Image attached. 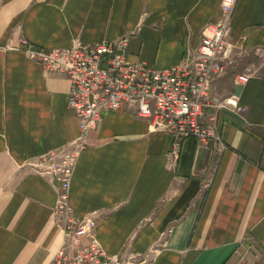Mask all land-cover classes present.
Masks as SVG:
<instances>
[{"label": "crops", "instance_id": "1", "mask_svg": "<svg viewBox=\"0 0 264 264\" xmlns=\"http://www.w3.org/2000/svg\"><path fill=\"white\" fill-rule=\"evenodd\" d=\"M222 1L0 0V264H49L64 245L60 182L29 164L80 135L68 77L22 41L49 50L125 38L129 62L168 70L199 47ZM232 37L233 66L212 91L223 103L204 117L225 150L191 137L174 154L170 135L124 108L88 134L69 203L97 219L122 264H264V0H238Z\"/></svg>", "mask_w": 264, "mask_h": 264}, {"label": "built area", "instance_id": "2", "mask_svg": "<svg viewBox=\"0 0 264 264\" xmlns=\"http://www.w3.org/2000/svg\"><path fill=\"white\" fill-rule=\"evenodd\" d=\"M237 2L223 0L217 19L204 26L199 47L188 50L184 60L168 70L129 62L125 38L93 44L75 41L69 48L49 50L22 41L28 57L45 71L68 77V107L75 112L80 129L79 137L67 147L38 156L29 164L38 174L60 182L55 215L65 243L49 264H122L118 255L108 254L99 242L97 219L77 218L69 203L86 139L104 113L130 110L149 123L151 132L170 135L174 154L191 137L202 145L215 140L225 150L221 136L205 124L204 117L207 108L223 103L212 91L233 66L232 18ZM238 79L246 83L248 76Z\"/></svg>", "mask_w": 264, "mask_h": 264}]
</instances>
